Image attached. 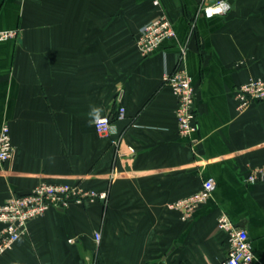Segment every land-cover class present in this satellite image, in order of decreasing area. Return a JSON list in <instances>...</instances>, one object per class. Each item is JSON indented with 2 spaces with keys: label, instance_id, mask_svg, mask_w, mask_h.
Returning <instances> with one entry per match:
<instances>
[{
  "label": "crops",
  "instance_id": "crops-1",
  "mask_svg": "<svg viewBox=\"0 0 264 264\" xmlns=\"http://www.w3.org/2000/svg\"><path fill=\"white\" fill-rule=\"evenodd\" d=\"M211 1L0 0V29L17 31L0 40V131L7 123L14 144L0 162V203L42 181L107 191L31 220L0 264H218L229 246L221 212L264 264V175L248 180L264 165V100L241 111L235 97L264 77V0L209 16ZM161 15L176 36L144 56L137 34ZM181 45L197 89L190 137L164 82ZM93 107L113 133L97 132ZM209 177L212 195L184 219L173 204Z\"/></svg>",
  "mask_w": 264,
  "mask_h": 264
},
{
  "label": "built area",
  "instance_id": "built-area-1",
  "mask_svg": "<svg viewBox=\"0 0 264 264\" xmlns=\"http://www.w3.org/2000/svg\"><path fill=\"white\" fill-rule=\"evenodd\" d=\"M161 0H153L159 5ZM226 6V7H225ZM231 7L229 0H212L205 6L207 15L225 13ZM217 9H222L217 11ZM17 31L0 29V40L15 37ZM176 31L171 19L161 15L143 25L136 38V46L140 53L147 56L157 50L168 38H174ZM187 47L180 46L178 64L173 71L164 75V82L171 86L177 97L176 116L178 119L179 133L190 137L198 130L197 121V89L192 77L185 67ZM238 109L244 110L255 101L264 100V77H251L241 83L236 91ZM120 117L125 115V107L118 109ZM95 128L101 135L114 132V124L109 115H101L100 121H95ZM116 141V140H115ZM14 144L7 123L0 131V162L8 161L13 154ZM264 175V165L258 167L248 176L250 182H255ZM215 180L209 177L203 181L201 189L176 201L173 205L180 208L184 219L190 218L194 211L212 195ZM107 191L85 189L78 184L51 183L42 181L34 189L25 194H14L5 202L0 203V256L27 231L31 220L42 216L51 207L66 208L71 202L82 203L86 200L95 201L106 199ZM217 224L220 230L228 235V252L224 260L218 264H253L255 254L249 237L248 230L237 225L226 213L221 212ZM95 240L99 244L101 232H95Z\"/></svg>",
  "mask_w": 264,
  "mask_h": 264
},
{
  "label": "clouds",
  "instance_id": "clouds-1",
  "mask_svg": "<svg viewBox=\"0 0 264 264\" xmlns=\"http://www.w3.org/2000/svg\"><path fill=\"white\" fill-rule=\"evenodd\" d=\"M226 7V6H225ZM222 9H217V11H221ZM100 109L93 107L90 116L93 117L94 121H100Z\"/></svg>",
  "mask_w": 264,
  "mask_h": 264
},
{
  "label": "water",
  "instance_id": "water-1",
  "mask_svg": "<svg viewBox=\"0 0 264 264\" xmlns=\"http://www.w3.org/2000/svg\"><path fill=\"white\" fill-rule=\"evenodd\" d=\"M234 0H229L230 3H233Z\"/></svg>",
  "mask_w": 264,
  "mask_h": 264
}]
</instances>
